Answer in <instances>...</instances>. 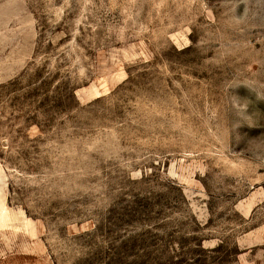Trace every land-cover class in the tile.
Here are the masks:
<instances>
[{"label":"rangeland","instance_id":"1","mask_svg":"<svg viewBox=\"0 0 264 264\" xmlns=\"http://www.w3.org/2000/svg\"><path fill=\"white\" fill-rule=\"evenodd\" d=\"M0 264H264V0H0Z\"/></svg>","mask_w":264,"mask_h":264}]
</instances>
